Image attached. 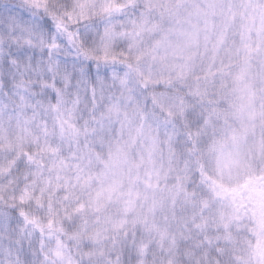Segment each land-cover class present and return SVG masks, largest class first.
Instances as JSON below:
<instances>
[{
    "label": "clouds",
    "instance_id": "obj_1",
    "mask_svg": "<svg viewBox=\"0 0 264 264\" xmlns=\"http://www.w3.org/2000/svg\"><path fill=\"white\" fill-rule=\"evenodd\" d=\"M262 141L264 0H0V264H264Z\"/></svg>",
    "mask_w": 264,
    "mask_h": 264
},
{
    "label": "snow or ice",
    "instance_id": "obj_2",
    "mask_svg": "<svg viewBox=\"0 0 264 264\" xmlns=\"http://www.w3.org/2000/svg\"><path fill=\"white\" fill-rule=\"evenodd\" d=\"M166 11L171 12L172 9L169 8V9H166ZM53 99H55V97H53ZM254 119H255V115L253 113H249L248 114V117H247V121L243 124V127L240 130V133L238 135L246 134L247 131L249 130V123H248V121H251V120H254ZM69 127H71V126H69ZM62 131H63V127H62ZM78 134H79V130L78 129H74L72 132H70V135H73V136L74 135H78ZM236 138H237V135H234L233 136V139H236ZM260 147L262 149H264V141L261 142Z\"/></svg>",
    "mask_w": 264,
    "mask_h": 264
}]
</instances>
